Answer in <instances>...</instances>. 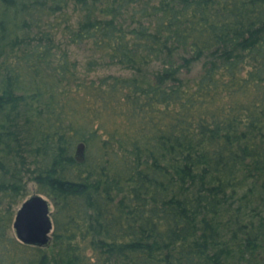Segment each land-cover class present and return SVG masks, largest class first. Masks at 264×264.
<instances>
[{
	"label": "trees",
	"instance_id": "trees-1",
	"mask_svg": "<svg viewBox=\"0 0 264 264\" xmlns=\"http://www.w3.org/2000/svg\"><path fill=\"white\" fill-rule=\"evenodd\" d=\"M52 262L264 264V0H0V264Z\"/></svg>",
	"mask_w": 264,
	"mask_h": 264
},
{
	"label": "water",
	"instance_id": "water-1",
	"mask_svg": "<svg viewBox=\"0 0 264 264\" xmlns=\"http://www.w3.org/2000/svg\"><path fill=\"white\" fill-rule=\"evenodd\" d=\"M85 152V143H79L75 152L78 162L85 160ZM51 206L49 198L40 193L29 196L22 202L13 223L20 242L39 247H47L51 243L54 229Z\"/></svg>",
	"mask_w": 264,
	"mask_h": 264
},
{
	"label": "rangeland",
	"instance_id": "rangeland-1",
	"mask_svg": "<svg viewBox=\"0 0 264 264\" xmlns=\"http://www.w3.org/2000/svg\"><path fill=\"white\" fill-rule=\"evenodd\" d=\"M61 36H62L61 34L58 35V40H59L60 44L62 45V47L64 49H67L70 52L71 58L73 60H75L79 64L80 69L82 71H84L85 64H86L88 57H89V52L87 51L86 47H84V46L79 47L76 45H68L64 40H62L63 38ZM155 67H157V65H155ZM199 68H200V65H197L195 67V70H198ZM105 74L129 75L130 71L125 70L121 67L113 66L110 68H100L97 71L90 73L89 75H90V77L96 78V77H99V76H102ZM28 191H29V196H32V195H35L38 193L37 192V185L32 179L29 180V182H28ZM51 205H52L51 207L53 210V203L52 202H51ZM14 233H15V231H14ZM15 236H16V234H15ZM48 252L50 253V256L54 259V256H55L54 252H52L51 249H48ZM52 264H55V263L52 262Z\"/></svg>",
	"mask_w": 264,
	"mask_h": 264
}]
</instances>
